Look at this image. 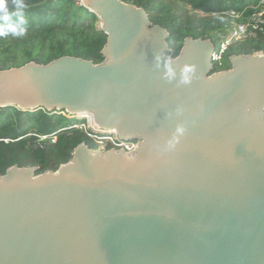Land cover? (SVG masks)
Masks as SVG:
<instances>
[{
  "label": "water",
  "instance_id": "1",
  "mask_svg": "<svg viewBox=\"0 0 264 264\" xmlns=\"http://www.w3.org/2000/svg\"><path fill=\"white\" fill-rule=\"evenodd\" d=\"M77 2L106 35L102 61L2 70L0 107L90 118L138 145L81 143L56 171L7 169L0 264H264V54L214 72L209 38L173 58L143 8Z\"/></svg>",
  "mask_w": 264,
  "mask_h": 264
},
{
  "label": "trees",
  "instance_id": "2",
  "mask_svg": "<svg viewBox=\"0 0 264 264\" xmlns=\"http://www.w3.org/2000/svg\"><path fill=\"white\" fill-rule=\"evenodd\" d=\"M120 1L143 8L152 24L168 31L167 43L173 58L179 53L185 38H209L211 32L225 27L218 20L198 22L191 28V25L182 23L180 17L170 19L167 14L171 10L166 0ZM175 1L185 2L199 13L218 18L230 10L243 11L244 19L253 13L260 0ZM8 2L11 3V0ZM24 3L27 5L26 35L0 36V71L30 62L46 65L64 56L93 63L102 61L101 51L106 44V35L99 29L96 16L81 4L75 0H24ZM231 20L226 18V22ZM258 52H264V31L251 34L238 45L229 44L220 54L218 64H214V72L228 70L231 56ZM66 116L68 114L65 112L21 111L14 107H0V176L15 165L37 167L38 174L56 171L61 164L69 161L77 145L84 143L93 149L92 140L72 123L84 121H70ZM41 137L47 138L42 140Z\"/></svg>",
  "mask_w": 264,
  "mask_h": 264
},
{
  "label": "rangeland",
  "instance_id": "3",
  "mask_svg": "<svg viewBox=\"0 0 264 264\" xmlns=\"http://www.w3.org/2000/svg\"><path fill=\"white\" fill-rule=\"evenodd\" d=\"M75 1H76V3H78L77 0H75ZM166 2L169 4L170 10H171V11H168L169 13L167 14L169 16V18L170 19H178L180 17L181 22L188 24V25H191V28L195 27L198 24V22L208 23V22H214V21L216 22V20H218L219 23H224L225 27L223 30L213 31L208 35V37L211 40V42L213 43V45L217 46V47H215L214 64H218L219 59H220V54L227 48L226 45H229L231 42H233L230 39H232L233 31L235 30L236 26L242 20L243 11L236 12V11L230 10V11H228L227 14L222 15L221 18H218L214 15H208L207 16L205 14L199 13V12L195 11L192 7H190L188 4H186L185 2L175 1V0H166ZM232 12L234 15L231 14ZM226 18L232 19L233 21L231 20L229 22H226ZM97 24L98 25L100 24L99 20H98ZM246 38H247L246 36L243 38H240V42H243ZM239 43H233V44L238 45ZM222 45L226 46V48H222L221 47ZM216 48L218 49V51ZM216 51H217V53H216ZM258 53H263V52H258ZM67 118H69L70 121H74V119L84 121V123H80V124H78V122H72V123H74V124L77 123L79 125V127H77L76 129H79L80 131H82L84 133H89V129H88L89 126L87 124V119H79V118L76 119V118L69 117V116ZM45 138H47V137H41L42 140H44ZM91 140H92L93 145H94L93 150L94 149L95 150H100V149L105 150L106 146L107 147L109 146V144L104 145V143H100V141L93 139V136H91ZM108 150H110V149H108Z\"/></svg>",
  "mask_w": 264,
  "mask_h": 264
},
{
  "label": "built area",
  "instance_id": "4",
  "mask_svg": "<svg viewBox=\"0 0 264 264\" xmlns=\"http://www.w3.org/2000/svg\"><path fill=\"white\" fill-rule=\"evenodd\" d=\"M260 1L253 13L242 19L241 22L236 26L235 30L233 31L232 39H230L231 41H233L231 43H239L240 38H243L245 36L249 37L253 33L264 31V0ZM231 14L234 15L233 12ZM226 46L222 45L221 47L226 48ZM260 54H264V52ZM214 57L215 51L212 55L213 61ZM78 124H75V128L79 127ZM87 124L89 126V133H85L86 136L90 139L91 136H93V139L100 141V143H104V145L109 144L108 147L106 146L105 150H121L127 153H131L136 150L138 144H134L132 142L130 143L126 140H121L113 132L101 130L94 123H92V120L87 119Z\"/></svg>",
  "mask_w": 264,
  "mask_h": 264
},
{
  "label": "clouds",
  "instance_id": "5",
  "mask_svg": "<svg viewBox=\"0 0 264 264\" xmlns=\"http://www.w3.org/2000/svg\"><path fill=\"white\" fill-rule=\"evenodd\" d=\"M27 5L24 0H0V36L11 35L13 37H23L27 32V20L25 10ZM157 67H159L160 57H156ZM168 78H171L172 69H167ZM182 128H177V132H182Z\"/></svg>",
  "mask_w": 264,
  "mask_h": 264
},
{
  "label": "flooded vegetation",
  "instance_id": "6",
  "mask_svg": "<svg viewBox=\"0 0 264 264\" xmlns=\"http://www.w3.org/2000/svg\"><path fill=\"white\" fill-rule=\"evenodd\" d=\"M126 141H127V142H130V143L132 142V143H134V144H138V141H137V140H133V139H132V140H126Z\"/></svg>",
  "mask_w": 264,
  "mask_h": 264
},
{
  "label": "bare ground",
  "instance_id": "7",
  "mask_svg": "<svg viewBox=\"0 0 264 264\" xmlns=\"http://www.w3.org/2000/svg\"><path fill=\"white\" fill-rule=\"evenodd\" d=\"M88 117V116H87ZM89 118V117H88ZM90 119V118H89ZM91 120V119H90ZM114 133V132H113ZM100 150H102V149H100Z\"/></svg>",
  "mask_w": 264,
  "mask_h": 264
}]
</instances>
